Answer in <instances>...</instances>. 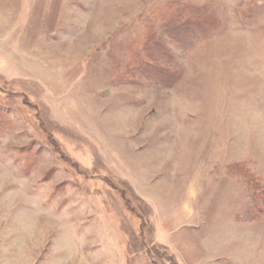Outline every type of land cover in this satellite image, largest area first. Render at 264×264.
<instances>
[{
	"label": "rangeland",
	"instance_id": "1",
	"mask_svg": "<svg viewBox=\"0 0 264 264\" xmlns=\"http://www.w3.org/2000/svg\"><path fill=\"white\" fill-rule=\"evenodd\" d=\"M21 185L70 264H264V0H0Z\"/></svg>",
	"mask_w": 264,
	"mask_h": 264
},
{
	"label": "clouds",
	"instance_id": "2",
	"mask_svg": "<svg viewBox=\"0 0 264 264\" xmlns=\"http://www.w3.org/2000/svg\"><path fill=\"white\" fill-rule=\"evenodd\" d=\"M59 223L40 207L37 197L27 194L23 185L0 197V264H70L59 254L72 245L53 232Z\"/></svg>",
	"mask_w": 264,
	"mask_h": 264
},
{
	"label": "bare ground",
	"instance_id": "3",
	"mask_svg": "<svg viewBox=\"0 0 264 264\" xmlns=\"http://www.w3.org/2000/svg\"><path fill=\"white\" fill-rule=\"evenodd\" d=\"M183 129H180V131L182 132Z\"/></svg>",
	"mask_w": 264,
	"mask_h": 264
}]
</instances>
